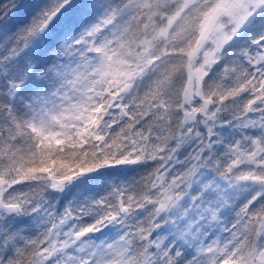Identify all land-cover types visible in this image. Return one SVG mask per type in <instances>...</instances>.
<instances>
[{
	"label": "snow or ice",
	"instance_id": "1",
	"mask_svg": "<svg viewBox=\"0 0 264 264\" xmlns=\"http://www.w3.org/2000/svg\"><path fill=\"white\" fill-rule=\"evenodd\" d=\"M0 264H264V0H0Z\"/></svg>",
	"mask_w": 264,
	"mask_h": 264
}]
</instances>
